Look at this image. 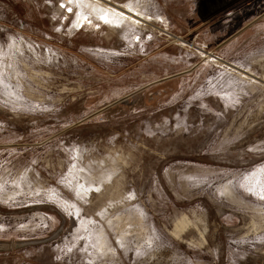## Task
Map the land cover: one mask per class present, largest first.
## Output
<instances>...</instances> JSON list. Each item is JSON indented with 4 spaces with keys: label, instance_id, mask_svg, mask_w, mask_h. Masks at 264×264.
Returning a JSON list of instances; mask_svg holds the SVG:
<instances>
[{
    "label": "rangeland",
    "instance_id": "rangeland-1",
    "mask_svg": "<svg viewBox=\"0 0 264 264\" xmlns=\"http://www.w3.org/2000/svg\"><path fill=\"white\" fill-rule=\"evenodd\" d=\"M197 6L0 0V264H264V20Z\"/></svg>",
    "mask_w": 264,
    "mask_h": 264
},
{
    "label": "crops",
    "instance_id": "crops-1",
    "mask_svg": "<svg viewBox=\"0 0 264 264\" xmlns=\"http://www.w3.org/2000/svg\"><path fill=\"white\" fill-rule=\"evenodd\" d=\"M197 19L199 28L216 34L217 42L208 50L228 60L226 53H240L244 42L253 47L262 42L264 0H198Z\"/></svg>",
    "mask_w": 264,
    "mask_h": 264
},
{
    "label": "bare ground",
    "instance_id": "bare-ground-1",
    "mask_svg": "<svg viewBox=\"0 0 264 264\" xmlns=\"http://www.w3.org/2000/svg\"><path fill=\"white\" fill-rule=\"evenodd\" d=\"M105 9V12L107 14V16H111V20L113 21L114 20H117L118 18L116 16H123V17H126V19H129L130 21H135V22H141V18L135 16L134 14H132L131 12H128V11H122L120 10L119 8H116L114 6H107L104 8ZM105 14V15H106ZM115 14H118V15H115ZM117 18V19H115ZM138 18V19H136ZM108 19V18H107ZM141 19V20H140ZM78 25V24H77Z\"/></svg>",
    "mask_w": 264,
    "mask_h": 264
},
{
    "label": "snow or ice",
    "instance_id": "snow-or-ice-1",
    "mask_svg": "<svg viewBox=\"0 0 264 264\" xmlns=\"http://www.w3.org/2000/svg\"><path fill=\"white\" fill-rule=\"evenodd\" d=\"M102 18H104V17H102Z\"/></svg>",
    "mask_w": 264,
    "mask_h": 264
}]
</instances>
